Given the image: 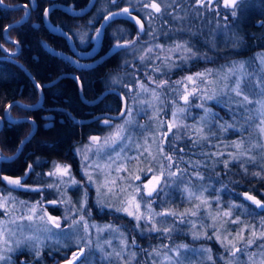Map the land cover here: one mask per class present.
Instances as JSON below:
<instances>
[{
  "label": "rangeland",
  "instance_id": "obj_1",
  "mask_svg": "<svg viewBox=\"0 0 264 264\" xmlns=\"http://www.w3.org/2000/svg\"><path fill=\"white\" fill-rule=\"evenodd\" d=\"M150 1L161 13L156 21L155 10L149 8V41L121 54L115 69L100 81L122 94L124 115L97 121L102 135H89L74 145L76 171L68 163H51L44 185L26 186L22 176L12 179L18 185L0 188V264L18 262L20 252L32 261L21 259L19 264H43L49 258L51 264H68L81 249L75 264H264V213L255 203L244 202L245 195L264 197V0H237L235 7L225 6V0ZM190 22L195 23L191 35ZM172 31L170 40L162 42L161 34ZM246 32L254 38L247 41ZM80 43L85 45L83 39ZM177 44L191 51L177 50ZM4 69L0 67V82L8 77ZM237 81L241 96L232 91ZM209 94L214 98L207 99ZM244 96L251 102H244ZM224 103L231 119L225 124L212 116L214 104ZM170 124L175 125L171 131ZM117 126L123 132L112 143ZM222 134L227 137L215 154L222 165L213 175L216 184L207 179L214 168L207 172L201 166L209 156L194 161L197 171L182 170L173 161L182 142ZM161 148L172 157V167ZM162 165L166 175L149 197L144 185L161 175ZM247 170L258 179L254 190L243 183L232 187ZM13 191L37 197L25 201ZM48 192L51 199L42 200ZM91 206L111 218H91ZM51 208L59 215L51 214Z\"/></svg>",
  "mask_w": 264,
  "mask_h": 264
},
{
  "label": "trees",
  "instance_id": "obj_2",
  "mask_svg": "<svg viewBox=\"0 0 264 264\" xmlns=\"http://www.w3.org/2000/svg\"><path fill=\"white\" fill-rule=\"evenodd\" d=\"M7 2H18L19 0H6ZM43 8L37 9V13H32L30 19L24 24L11 28L7 32L9 39L15 41L19 46V52L15 60L20 63L28 72L30 77L42 89L43 100L41 107L35 110H26L20 106L13 105L9 109V117L13 120L16 119H32L36 124V129L33 136L22 146L20 153L17 157L9 161L0 162V187H6L2 177H19L24 174L31 166V173L22 182L24 185L33 184L34 172L42 173L47 170V165L43 163L44 160L52 161V163L65 164L68 163L72 170L76 171L77 162L73 157V147L76 143L85 141L89 135H102L104 129L100 124L95 121L87 124H78L64 119V112H68L75 118H86L93 113L100 112V107L85 106L78 100L76 86L71 79H61L59 82L52 86H45L48 82L57 76L71 72L72 68L63 60L55 58L46 53L41 47L42 42L48 43L56 50H65L66 44L62 38L51 36L44 29H35L34 23H38L41 19V12ZM22 11H2L0 17V41H2V29L8 24L19 19ZM54 19V17H52ZM33 22V23H32ZM251 23L256 22V17L250 20ZM254 27V26H253ZM255 28V27H254ZM251 31V30H250ZM254 38L252 32L245 34V39L250 41ZM14 47V45H8ZM0 67L5 68L7 79L0 82V119L3 125L0 129V157H10L14 154L20 142L29 134L32 125L27 121L9 122L4 116L3 112L5 107L13 102L18 101L23 105L33 106L37 104L39 94L32 80L28 75L23 72L17 65L11 62L0 61ZM96 75H100V71H87L79 74V78L83 83V88L87 90L86 97H91L94 93L98 92L99 82L92 85L96 80ZM115 99V108L118 106V100ZM213 115H216L220 123H228L231 119L226 113L228 106L223 104L216 106ZM64 111V112H63ZM53 116V121L45 125L49 120L44 118ZM59 119H63L60 121ZM214 126V125H213ZM212 130V126L208 132ZM208 136V135H207ZM220 140H225V137H217L213 135L208 139L190 138L182 142L176 148L173 155V161L177 162L178 166L184 170V166L194 169V161H199L202 157L209 156V160L204 161L201 166L205 170L210 171L214 168L213 174L222 166L219 162L215 149L221 147ZM214 146H213V145ZM215 147V148H214ZM183 149V151H181ZM214 151V152H213ZM205 155V156H203ZM212 157V158H211ZM240 177L230 183L234 188L238 187L240 183L251 186L257 182L258 179L253 176L249 170L240 172ZM260 185L264 188V177L260 176ZM41 179H38L40 183ZM14 194L22 200L33 201L36 199V194L31 195L29 192L15 191ZM45 198L52 197L53 194L48 192L44 195ZM262 199L264 198L263 196ZM91 218H106L111 216L104 211L97 212L94 206H91ZM53 215H59V210L55 208L50 209ZM115 221H125L118 217H112ZM70 254L71 251L68 250ZM57 257V254H54ZM18 262L25 260L31 263L30 255L26 252H20L16 255ZM59 260H66L65 257H59ZM14 262L13 264H19ZM51 264L50 258L43 261V264ZM23 264V263H22Z\"/></svg>",
  "mask_w": 264,
  "mask_h": 264
},
{
  "label": "flooded vegetation",
  "instance_id": "obj_3",
  "mask_svg": "<svg viewBox=\"0 0 264 264\" xmlns=\"http://www.w3.org/2000/svg\"><path fill=\"white\" fill-rule=\"evenodd\" d=\"M90 1H92L91 4H90ZM150 2H151L150 0H19L18 2L12 3V2H7L6 0H3V5H0V17H1V13L3 10L13 11V12L21 10L22 14L19 17V19L15 20L11 24L21 23L20 25H22L30 19V16L32 15V13H37V9L43 8L41 12V19L38 23H34V28L37 30L44 29L51 36L62 38L61 36L57 34L56 35L52 34L46 28L43 22L45 9L50 8L48 10V15H47L48 23L50 24L51 27L65 31L68 34V36L71 38L72 45L75 51L81 54L82 56L74 55L73 51L70 49V47L67 45L66 41L63 38L62 39L65 41V44H66L65 50H56L52 48L46 42H42L41 47L43 43H46L53 50L57 52H61L64 55H69L73 57L79 65H83L82 67H79V66L71 65L63 60L66 64H68L72 68L71 72H66V73L73 75L76 79L78 78L77 80L81 86V95L83 99L87 102H96V103L92 105L83 103L79 97L78 88L76 86V83L74 82L76 86V92H77L79 102L85 106H91V107L98 105L100 107V110H102L100 112H97L95 114L93 113L92 115L86 118H81V119L73 117L68 112V110L66 111V113L63 111L65 120L82 125V124H87V122H83V121H88L92 119L94 116L99 115V114H103V113H107L110 115L118 114L123 104H124L123 105L124 110L122 114L124 115L126 103H125V99L122 96V94L116 90L105 87L104 84L101 83L100 81L105 77L106 74H108V72L110 73L115 69V68L113 69V67L117 64L118 58H120L121 54L127 55L126 53L127 50L133 48L136 45H141L149 41L150 39L149 31L151 30V27L148 26L149 21L147 19L148 18L147 14L149 12V8L145 7V3L150 4ZM98 6H101L104 8H99V10L96 11ZM11 7L15 8V10L6 9V8H11ZM125 8L129 9L128 13L121 12ZM141 8H143L144 12L141 10ZM160 13H156L157 15L155 19L156 21ZM94 14L96 15L95 19H94ZM112 14H116V15H112ZM130 16H133L136 19H139L141 21V24L143 25V30H141L140 25L136 24V21L130 19ZM52 17H54V19H52ZM90 17L93 19V21L92 20L89 21L91 19ZM106 17L108 18L105 19ZM11 24H8L7 26ZM165 24L168 26H165ZM7 26H5V28ZM169 26H170L169 23H166V22L164 23V27L169 28ZM156 27H158V25H156ZM188 27L190 29L188 30L189 34L191 35V32L195 30V23L190 22ZM5 28L2 29V41H0V44L3 46V48L7 52L16 53V56L13 58L15 59L19 51H17V48L15 46L9 47L8 45L12 46L13 44L10 43L9 41L4 40L3 32ZM7 32H6V38L9 39L7 36ZM99 32L101 33V35H97L99 34ZM173 33L175 32L172 31V33H164V35L161 34V37H163L161 41L168 42L170 40L168 35L173 34ZM80 39H83L85 41V45H80L81 44ZM189 39H190V36H189ZM9 40L12 42H15L11 39ZM117 44H126V45L124 48H119L114 53H110L111 48ZM4 49L0 48V58L5 57L3 53ZM45 52L48 53L47 51ZM48 54L51 55L50 53ZM5 58H9V57H5ZM55 58H58V57H55ZM58 59L62 60V58H58ZM0 61L11 62L15 64L13 61H10V59H0ZM97 69L100 71V75L99 76L96 75V80H94L92 85L95 84L96 82H99L100 89H98L97 93H94L93 95H91V97H86L85 93L87 92V90L83 88V83L80 80L78 75L81 73L87 72V71L89 72L96 71ZM66 73H63V74H66ZM56 78H54L53 80L45 84V86H52L56 84L57 82H59L61 79H64V78H61L58 81L53 82ZM33 83H35V81ZM37 86L39 85L37 84ZM37 86L35 85L36 88ZM37 91H38V88H37ZM115 91L119 94L118 96L115 94ZM41 93H42V89H41ZM38 94H39V91H38ZM114 96L118 100L117 108L114 107L115 106ZM42 97H43V94H42ZM123 115H121V117ZM44 119L49 120L45 123V125H47L53 121L52 120L53 116L51 115L50 117L48 116ZM102 119H106V118H102ZM118 119H115V120H118ZM59 120L62 121L63 119H59ZM108 120H111V119H108ZM88 123H92V122H88ZM2 125H3V121H2ZM20 151L18 152V154L20 153ZM18 154L16 155V157L18 156ZM43 163L47 165V170L42 171V173L34 172V180H35L33 181L34 183L30 185H26V186L30 187L36 184L40 186V185L45 184L46 178L44 174L45 172L49 170V167H50L49 165H51L52 161L44 160ZM31 172H32L31 167H29L26 171H24V174L22 175L24 177L22 182L24 181L25 178H27L28 174ZM22 176H19V177H22ZM39 178L41 179L40 183H36L38 182ZM12 179L13 177H2V180L5 185L6 183H9V181ZM0 188H4V187H0ZM14 192L15 191H13V193ZM24 192H29V191H24ZM49 199H51V197L45 198L44 196L42 200L47 201ZM256 199L261 201V203H264V199H260L258 197H256ZM262 209L264 208H261V210Z\"/></svg>",
  "mask_w": 264,
  "mask_h": 264
},
{
  "label": "water",
  "instance_id": "obj_4",
  "mask_svg": "<svg viewBox=\"0 0 264 264\" xmlns=\"http://www.w3.org/2000/svg\"><path fill=\"white\" fill-rule=\"evenodd\" d=\"M91 2L92 1H90V4H91ZM90 4H89V6H90ZM88 6V7H89ZM6 9H10V10H15V8H6ZM50 8H48V10H49ZM122 13H124L123 11H121ZM130 19H132V20H134V21H136V18L135 19H133V16H130ZM46 20V21H45ZM43 22H44V24H45V26H46V28L52 33V34H54V35H59V36H61L65 41H66V43H67V45L70 47V49L73 51V53H74V55H76V56H80L81 54H79V53H77L76 51H75V49H74V47H73V45H72V40H71V38L68 36V34L65 32V31H62V30H60V29H57V28H54V27H51L50 26V24L48 23V20H47V16H45V13H44V19H43ZM21 23H15V24H11V25H9V26H7L5 29H4V32H3V34H4V40H6V41H9L10 43H12L16 48H17V51H18V49H19V46H18V44L16 43V42H12V41H10L9 39H7L6 38V29L8 30V29H10V28H12V27H16V26H19ZM97 35H101V33L99 32V34H97ZM125 45L126 44H117V45H115V46H113L112 48H111V50H110V53H114L117 49H119V48H124L125 47ZM0 48H2V49H4L3 48V46L0 44ZM42 48L45 50V51H47L48 53H50L51 55H53V56H55V57H58V58H62V60H64L65 62H67V63H69V64H71V65H75V66H79V67H82L83 65H79L78 63H77V61L73 58V57H71V56H69V55H64V54H62L61 52H57V51H55V50H53L51 47H49L46 43H43L42 44ZM5 50V49H4ZM3 50V53H4V55H5V57H9V58H0V59H10V61H13L20 69H22L27 75H28V77L34 82V80L30 77V75L28 74V72L25 70V68L20 64V63H18L15 59H13L15 56H16V53H10V52H7L6 50L4 51ZM82 56V55H81ZM87 67H89V66H87ZM61 78H69V79H73L74 80V82L76 83V86H77V88H78V94H79V97H80V99H81V101L83 102V103H85V104H94V103H96V102H87V101H85L84 99H83V97H82V95H81V86H80V84H79V82H78V80L73 76V75H71V74H62V75H60V76H58L53 82H55V81H58L59 79H61ZM53 82H51V83H53ZM36 86H37V84L36 83H34ZM37 88H38V91H39V100H38V102H37V104H35V105H33V106H28V105H23V104H21V103H19V102H17V101H14V102H11V103H9L6 107H5V109H4V112H3V116H4V118L7 120V121H9V122H12V123H15V122H19V121H27V122H29L31 125H32V128H31V131L29 132V134L20 142V144H19V146L17 147V149H16V151L14 152V154L12 155V156H10V157H8V158H3V157H0V162L1 161H9V160H12L13 158H15L16 157V155L18 154V152L20 151V149L22 148V146L32 137V135L34 134V132H35V129H36V124H35V122L32 120V119H27V118H25V119H16V120H13V119H11L10 117H9V109H10V107L11 106H13V105H17V106H20V107H22V108H24V109H26V110H35V109H38L40 106H41V104H42V99H43V97H42V93H41V89L39 88V86H37ZM115 94L118 96L119 94L115 91ZM123 104V103H122ZM124 105V104H123ZM123 105H122V108H121V110H120V112L118 113V114H116V115H110V114H107V113H103V114H99V115H96V116H94L92 119H90V120H88V121H83V122H93V121H97V120H99V119H102V118H106V119H111V120H115V119H118V118H120L121 117V115H122V113H123V110H124V107H123ZM1 126H2V119H0V128H1ZM247 196H250V195H245V199L247 200V201H249V202H253L252 200H248L246 197ZM256 199V198H255ZM257 200V199H256ZM263 204V203H262ZM261 208H264V207H258V209H261ZM80 255L78 256V259L76 260V261H73V264L74 263H76L77 261H79L80 259H81V257H82V255H83V253H81V250H80Z\"/></svg>",
  "mask_w": 264,
  "mask_h": 264
},
{
  "label": "snow or ice",
  "instance_id": "obj_5",
  "mask_svg": "<svg viewBox=\"0 0 264 264\" xmlns=\"http://www.w3.org/2000/svg\"><path fill=\"white\" fill-rule=\"evenodd\" d=\"M209 2H211V0H209ZM197 3L198 4L201 3V0H197ZM236 3H237V0H225V6L235 7L236 6ZM0 5H3V0H0ZM145 7L146 8L154 9L156 13H160L161 12V7L157 3H155V2H153L151 4L145 3ZM123 12L124 13H128L129 12V9L125 8V9H123ZM235 14L236 13L233 12V15H235ZM47 15H48V9H45V16H47ZM112 15H116V14H112ZM107 18L108 17H106L105 19H107ZM133 19H135V17H133ZM136 24L140 25L141 30H143V25L141 24V21L139 19H136ZM6 31H7V29H6ZM97 31H99V30H97ZM181 48H183L184 51H191L190 48H185L184 45H181V44H177L176 45V49L177 50H179ZM149 51H151V49H149ZM141 59H143V57H141ZM197 75L199 76V75H202V74H197ZM186 79H188V80L191 81L193 78L192 77H187ZM164 83L165 82L162 81L160 84L157 85V87H161ZM140 87L144 91H147V89L144 88V85H140ZM232 91L235 92L236 96H241L242 95V90L240 88V82L239 81H237V84H236L235 88L232 89ZM153 97L158 98L157 93L155 92V90H153ZM206 98L207 99H213L214 98V95L209 94V95H207ZM183 99L187 103V101H188V94H185L184 97H183ZM243 100H244V102H247V103H250L251 102V101L248 100V97L247 96H244L243 97ZM198 107H203V105H198ZM178 111H183V109H178ZM261 115L264 116V102H261ZM173 116L175 117L176 116V113H173ZM105 122L108 123V121H105ZM261 124H262L261 131H264V120L261 121ZM174 126H175L174 124H170L169 125V131H171L172 127H174ZM122 132H123V127L122 126H117L116 131L114 133H112L111 137L109 138L111 140V142L112 143H115L116 140L120 138ZM163 135H166V133L163 134ZM98 139L99 138H97V137H92V140L94 142L97 141ZM105 143H108V141L106 140ZM237 147H239V145H237ZM181 151H183V149H181ZM160 154L162 156H164V159L165 160L169 161L168 167L169 168L172 167L173 166L172 163H171L172 162V157L165 155L163 153V149L162 148L160 149ZM57 168L59 170V166H57ZM161 169L162 170H161V175L160 176H154L153 177V180L149 181L148 184H145L144 185V188L148 190L146 194L149 197H151L153 195V193L157 190V187L156 186L159 185V183L161 182L162 178H164L165 175H166L165 172H164V166L163 165L161 166ZM149 171H151V169H149ZM167 175L168 176H174V175H176V173H174V172H168ZM137 179H139V177H137ZM9 183H11V184H17L18 185L20 183V181L19 180H10ZM137 191H140V190L137 189ZM246 198L248 200H252L253 203H255L257 207H264V204H262L261 201L256 200L254 197L247 196ZM129 214L131 215V213H129ZM165 214L166 213H160L159 215H165ZM28 218L31 219V217H28ZM137 219H140V217H137ZM49 220H52V218L49 217ZM57 226H59V225L57 224ZM153 230H156L155 229V225H153ZM165 231H168V230L165 229ZM261 235L264 236V233H261ZM247 243L249 245H251L253 243V241L252 240H248ZM237 251H239V249H237ZM82 252H83V249H81V253ZM79 255H80V253L74 254L73 255V260L72 261H69L68 264H73V261H76L78 259V256ZM0 259H3V257L0 256Z\"/></svg>",
  "mask_w": 264,
  "mask_h": 264
}]
</instances>
